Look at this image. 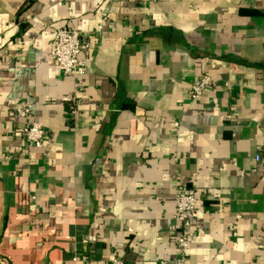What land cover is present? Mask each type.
<instances>
[{"label": "crops", "instance_id": "0c3cea01", "mask_svg": "<svg viewBox=\"0 0 264 264\" xmlns=\"http://www.w3.org/2000/svg\"><path fill=\"white\" fill-rule=\"evenodd\" d=\"M61 27L90 43L81 78ZM180 185L187 264H264V0H0V264H174Z\"/></svg>", "mask_w": 264, "mask_h": 264}, {"label": "built area", "instance_id": "2783aa9c", "mask_svg": "<svg viewBox=\"0 0 264 264\" xmlns=\"http://www.w3.org/2000/svg\"><path fill=\"white\" fill-rule=\"evenodd\" d=\"M90 48L89 41L77 28H58L51 43V54L57 70L73 78L85 76ZM210 83L211 78L208 75H202L195 79L190 87L191 98L199 99ZM14 111L17 116L27 118L33 109L30 103H25L17 106ZM23 134L30 148H38L44 139L43 125L37 121L29 122L23 127ZM197 201L196 191L193 188L186 185L178 186L173 219L179 224L180 232L177 237V254L173 259L174 264L188 263V248L194 238V232L191 230V217L195 213ZM111 264L127 263L113 257Z\"/></svg>", "mask_w": 264, "mask_h": 264}]
</instances>
